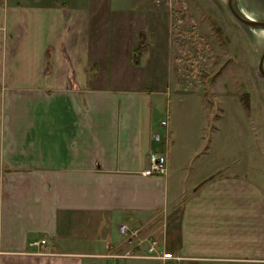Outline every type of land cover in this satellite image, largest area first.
<instances>
[{
    "label": "crops",
    "instance_id": "obj_1",
    "mask_svg": "<svg viewBox=\"0 0 264 264\" xmlns=\"http://www.w3.org/2000/svg\"><path fill=\"white\" fill-rule=\"evenodd\" d=\"M138 4L0 0V264H154L120 227L139 232L181 200L172 252L264 264V193L220 171L185 188L169 110L168 172L144 174L172 41L162 12Z\"/></svg>",
    "mask_w": 264,
    "mask_h": 264
},
{
    "label": "rangeland",
    "instance_id": "obj_2",
    "mask_svg": "<svg viewBox=\"0 0 264 264\" xmlns=\"http://www.w3.org/2000/svg\"><path fill=\"white\" fill-rule=\"evenodd\" d=\"M114 1L156 8L169 26L171 89L157 119L165 120L171 111L178 132L172 140L175 152L172 147L168 151L184 168L185 188L191 177L220 171L244 176L264 193V77L259 71L264 29L238 21L228 0ZM237 6L264 21V0H237ZM182 206L181 200L156 220L136 226V237L158 238L166 249L176 246Z\"/></svg>",
    "mask_w": 264,
    "mask_h": 264
},
{
    "label": "built area",
    "instance_id": "obj_3",
    "mask_svg": "<svg viewBox=\"0 0 264 264\" xmlns=\"http://www.w3.org/2000/svg\"><path fill=\"white\" fill-rule=\"evenodd\" d=\"M160 126L165 132H156L154 140L162 147L150 152L149 165L144 171L145 175H165L168 172L169 112H167L166 119L161 121ZM120 231L123 235L130 233V237H135L138 234V231L129 232V227L126 225H121ZM145 241H147L146 254L143 257L147 259L155 261L158 264H194L192 258L184 257L181 254L167 250L156 238L145 239ZM44 242L45 240H41L39 243ZM127 255L131 256L130 253H127Z\"/></svg>",
    "mask_w": 264,
    "mask_h": 264
},
{
    "label": "water",
    "instance_id": "obj_4",
    "mask_svg": "<svg viewBox=\"0 0 264 264\" xmlns=\"http://www.w3.org/2000/svg\"><path fill=\"white\" fill-rule=\"evenodd\" d=\"M228 8L233 14V16L240 21L242 24L255 28V29H264V21H260L257 19H252L249 16L245 15L242 11L239 10L237 6V0H228ZM259 71L261 75L264 77V52L261 56L259 63Z\"/></svg>",
    "mask_w": 264,
    "mask_h": 264
},
{
    "label": "trees",
    "instance_id": "obj_5",
    "mask_svg": "<svg viewBox=\"0 0 264 264\" xmlns=\"http://www.w3.org/2000/svg\"><path fill=\"white\" fill-rule=\"evenodd\" d=\"M217 31H221L219 27H217ZM146 45H145V41L141 42L138 47L135 49L134 53H133V60L136 64H140L141 62V59L143 57V54L146 52ZM246 97V98H245ZM245 103L246 105H250V102H249V94H246L245 95ZM168 250H171V249H168Z\"/></svg>",
    "mask_w": 264,
    "mask_h": 264
}]
</instances>
